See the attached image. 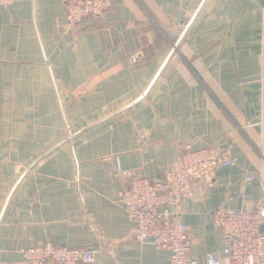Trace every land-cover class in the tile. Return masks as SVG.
Segmentation results:
<instances>
[{"label":"crops","instance_id":"0c3cea01","mask_svg":"<svg viewBox=\"0 0 264 264\" xmlns=\"http://www.w3.org/2000/svg\"><path fill=\"white\" fill-rule=\"evenodd\" d=\"M202 2L112 0L78 25L62 0L0 6V264L47 239L96 248L93 264H168L134 240L110 165L164 179L189 145L237 160L193 172L183 202L190 254L226 262L214 211L264 207V0Z\"/></svg>","mask_w":264,"mask_h":264},{"label":"built area","instance_id":"2783aa9c","mask_svg":"<svg viewBox=\"0 0 264 264\" xmlns=\"http://www.w3.org/2000/svg\"><path fill=\"white\" fill-rule=\"evenodd\" d=\"M20 1L33 0H0V6ZM62 5L70 25L98 19L112 11V0H62ZM140 56L139 52L127 56V64L138 62ZM236 164L227 148L214 145L200 149L189 145L176 153L164 179H150L141 170L123 168L119 162L111 164L110 171L115 176L127 178L121 201L134 221V240H152L157 248L168 250V264H264V234L260 231L264 207L246 210L220 206L214 211V221L225 236V263L214 252H207L202 260L190 254L189 226L183 218V202L193 194L190 175L203 168ZM245 178L252 180L255 175L247 173ZM21 252L22 260L15 264H93L99 251L47 239Z\"/></svg>","mask_w":264,"mask_h":264},{"label":"water","instance_id":"95a60500","mask_svg":"<svg viewBox=\"0 0 264 264\" xmlns=\"http://www.w3.org/2000/svg\"><path fill=\"white\" fill-rule=\"evenodd\" d=\"M205 0H203L202 3H204ZM175 51V48H173V50H171V52L168 54L167 58L164 60V62L162 63V65L160 66L159 70L157 71V73L155 74V76L153 77L152 81L150 82V84L148 85V87L146 88V90L144 91V93L135 100V102H138L139 100H141L150 90V88L152 87V85L154 84L155 80L157 79V77L159 76V74L161 73V71L163 70V68L165 67L168 59L170 58V56L172 55V53ZM132 104H128L122 108H120L119 110L115 111L114 113L110 114L109 116L105 117V119L113 116L114 114H117L119 112H122L123 110L129 108ZM260 231L263 232L264 231V224L261 226Z\"/></svg>","mask_w":264,"mask_h":264}]
</instances>
